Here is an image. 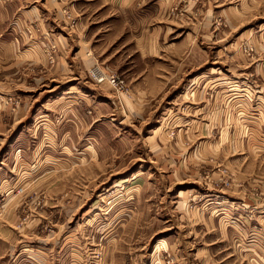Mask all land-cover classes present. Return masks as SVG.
I'll return each instance as SVG.
<instances>
[{
  "label": "rangeland",
  "instance_id": "rangeland-1",
  "mask_svg": "<svg viewBox=\"0 0 264 264\" xmlns=\"http://www.w3.org/2000/svg\"><path fill=\"white\" fill-rule=\"evenodd\" d=\"M44 1L0 0V264H264V1Z\"/></svg>",
  "mask_w": 264,
  "mask_h": 264
},
{
  "label": "crops",
  "instance_id": "crops-1",
  "mask_svg": "<svg viewBox=\"0 0 264 264\" xmlns=\"http://www.w3.org/2000/svg\"><path fill=\"white\" fill-rule=\"evenodd\" d=\"M82 0H58V2H55L52 6L53 8H56V10H61V7L63 5H68V3L73 4L74 6L76 4H81ZM91 1V0H89ZM117 1V0H115ZM120 2H118V4H122V7L125 8V10H138V9H153L154 11L156 10L161 16L164 13V16L166 15V18L169 25H171V23H175V21H177V13H172L174 12V10H176L177 5L180 4H184V5H180L181 8L187 6L186 8L188 10H192V6L193 4L196 2H198V0H118ZM205 1V2H204ZM262 0H260L261 2ZM264 1V0H263ZM88 2V0L86 1ZM227 4L226 6H223L222 8H219V11H227L230 10L231 14L227 16L228 19H230V21L233 23L234 21L241 19L242 14H243V10H248L249 13L251 14L252 11H256L258 10V5H259V0H227L225 1ZM202 4H205V6H201V14L202 17H204V13H205V17L208 20L209 19V3L210 0H201ZM45 5L48 4H52L50 1L48 2V0L44 1ZM150 5V6H148ZM43 6V5H42ZM77 6V5H76ZM147 7V8H145ZM51 8V6H50ZM48 8V9H50ZM187 10V11H188ZM195 10V9H194ZM187 11L186 13L182 14L181 16H183L182 20H185V18H187ZM210 20V19H209ZM162 21V20H160ZM250 23V22H249ZM249 69V77H251L250 82L246 85H244V87L240 86L239 90H240V94H239V98H244L247 97L248 91L250 93V99L255 98V102L258 101V98H264V95H262L263 93V89H264V85H256L253 81V76L257 74V66L252 68V67H246ZM236 87V85H235Z\"/></svg>",
  "mask_w": 264,
  "mask_h": 264
},
{
  "label": "built area",
  "instance_id": "built-area-1",
  "mask_svg": "<svg viewBox=\"0 0 264 264\" xmlns=\"http://www.w3.org/2000/svg\"><path fill=\"white\" fill-rule=\"evenodd\" d=\"M242 51H243V53L245 55L251 56V57H253L254 56V53H255L254 47L252 46V44H245L243 46V48H242ZM93 73H94V76L97 78V81L98 82L101 83V82H103L105 80V78L101 76L102 74L98 70L94 69L93 70ZM98 77H100V78L98 79ZM110 82H111L110 84L114 88H116V87L119 86V82L115 78H111Z\"/></svg>",
  "mask_w": 264,
  "mask_h": 264
}]
</instances>
